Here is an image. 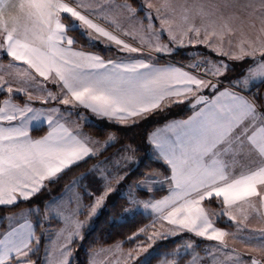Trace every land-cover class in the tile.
<instances>
[{
	"label": "snow or ice",
	"instance_id": "1",
	"mask_svg": "<svg viewBox=\"0 0 264 264\" xmlns=\"http://www.w3.org/2000/svg\"><path fill=\"white\" fill-rule=\"evenodd\" d=\"M142 7L146 26L127 0H0V207L30 202L66 169L94 159L91 169L65 189L71 192L81 180L93 176L100 192H87L90 204L74 194L67 204L75 203V209H61L56 198L44 206L45 220L55 218L52 213H68L65 228L58 233L63 243L55 264H69L71 244L83 239L82 230L116 191L113 182L125 181L132 171L130 164L143 163L132 144L104 156L114 146L115 136L110 134L101 142L73 130L67 126L70 109L82 107L131 127L173 104L187 103L193 112L190 117L148 134L151 154L146 156L168 166L170 175L164 179L170 185L169 195L156 201L129 199V204L142 203L157 220L172 227L148 234L154 221L138 229L127 240L137 241L143 235L147 243H136L126 258L131 264H151L150 249L157 240L187 232L216 242L206 246L204 257L194 255L190 264H264L255 256L245 258L226 243L231 235L255 243L264 252V229L245 236L248 215L237 221L231 214L233 208L246 205L252 214L264 217V96L252 93L257 81L264 84V0H160L159 6L143 0ZM74 31L89 46L114 47L117 58L77 49L78 41L69 35ZM165 35L168 43L161 42ZM197 44L229 60L251 59L252 64L225 86L221 77L230 66L223 60L161 67L151 55H174ZM225 44L230 50H225ZM5 58L7 65L2 62ZM206 89L209 95L204 94ZM20 98L22 104L16 102ZM36 101L41 107L33 106ZM34 122H45L48 134L32 139L29 131ZM155 180V174H145L143 180L129 185V192H150L149 183ZM213 199L221 210L210 214L203 204ZM123 212L133 209L126 207ZM39 214L37 206L20 216L0 217V264H38L32 257L43 234L35 235L30 217ZM85 214L86 220L78 219ZM221 216L232 222L236 232L215 226ZM196 246L193 241L184 247ZM163 255V264H177L167 259L174 253Z\"/></svg>",
	"mask_w": 264,
	"mask_h": 264
},
{
	"label": "rangeland",
	"instance_id": "2",
	"mask_svg": "<svg viewBox=\"0 0 264 264\" xmlns=\"http://www.w3.org/2000/svg\"><path fill=\"white\" fill-rule=\"evenodd\" d=\"M116 2L117 3H123L124 0H116ZM127 2L129 4H131L133 8H136L138 10L137 11V17H138V19L143 20L144 25L146 26L147 20L144 19L145 9L142 7L143 0H138V2L136 4H133L132 0H127ZM159 3H160V0H153L154 6H159ZM122 19H123V17H122ZM65 23H68V21L65 20ZM124 25H125V27H128L126 21L124 22ZM156 27H159L158 21L156 22ZM69 35L78 41L77 44L75 45V47L77 49L82 48L83 51H85V52L97 53V54L101 55L102 57H104L105 59H116L117 58V53H116L114 47L106 48L101 43H97L94 46H89V42L83 38V36L81 35V33L79 31L69 32ZM125 39H127V38H125ZM128 42L132 43L134 46H137V47L140 46L137 41H133V40L129 39ZM161 42L162 43H168L166 35L162 38ZM83 45H88V47H85ZM191 47L193 48L194 53H195V52L199 51V49H200L199 47H205V46L197 44L194 47L193 46H191ZM224 47H225V50H230L228 48L227 44H225ZM185 48H187V47H185ZM207 49H209V48H207ZM148 53H149V49H148L147 44H145L144 45V54L147 55ZM121 55H123V54H121ZM133 55H136V54H133ZM151 55L153 57H155V61H158V57L164 58V55H159L155 52H151ZM223 57L216 56L215 60H213L211 58H206V59L212 60V61L223 60L230 66V70L228 71L227 75L221 77L222 80L224 78H227V82L230 79V78H228L229 74H234L235 77L236 76H242L245 74V69H247L252 64L251 59L248 62L249 65H247V67H246V65H245V63H243V61L242 62L240 61L239 64H236V62H238V61L229 60L227 57H225V58H223ZM167 60H169V59H167ZM196 61H198V60H192L190 62H187L186 64L194 63ZM2 62L4 65H7L8 59L5 58V59H3ZM155 63L157 64V66H160L159 62H155ZM172 64L177 65V66H182V64L179 62H175ZM163 65H165V64H163ZM161 67H163V66H161ZM213 82H215V81L213 80ZM227 82H224L225 86L227 85ZM256 84H260V83L257 81ZM48 87L53 88V86L50 84L48 85ZM53 90H55V89H53ZM257 91H259L261 96H264V84H260L258 89L252 88V93H255ZM23 101H24V98H20L16 102L22 104ZM33 106L34 107H41L39 101L34 102ZM49 107H51V105H49ZM59 107H61L62 111L65 110V106H59ZM70 111L72 114L67 117V119H68V125L67 126L68 127L72 128L73 130H78L88 137H91L93 139H98L101 142L106 141L108 139L109 135L111 134V135L115 136V138H116L114 145L117 144V137H116L117 134L114 131H110L108 136L105 139H102L99 136L91 134L88 132V130H86L87 129L86 124L89 125L90 123H93V124L96 123V125L102 126L103 124H105V122H108V124L112 126V122H110L106 119L99 118V117L95 116L93 113H91L89 110L84 109L82 107L70 109ZM65 114L67 115V113H65ZM192 114H193V112L191 111L189 116H191ZM81 116L83 118H80ZM184 119L185 118H180V120H184ZM174 120H179V119H173L171 121H174ZM41 125H47V124L45 122H40V123L34 122L33 125L30 127L29 135L32 139H39V138H42L48 134L50 129L47 125L48 132L46 134L39 136V137H36L34 135V132H35L34 129L41 127ZM142 131H144V130H142ZM144 143L145 142H143V140L141 141V137H140L139 145H140L141 151L140 152L136 151L135 156L137 159H142L143 162H148V159H147L148 156H146V154H145L148 152H146ZM120 146L121 145L117 144L116 147H114V146L109 147L108 148L109 150L107 149V151L104 153V156H109V155L116 153ZM150 154H151V150H150ZM103 158H104L103 156L100 157V159H103ZM94 163H96L95 160L90 164L89 168L86 171H84L80 174H77L75 176H72L70 181H68L65 185H62L60 180L58 179V180H56V182L49 184L47 189H45L44 191L39 193L37 196L33 197L30 202H23L22 201L18 205L15 206L17 208L8 211L6 214L0 215V217L20 216L21 213L26 212L30 208H36L37 206L39 207V209H40L39 216L33 215L30 217V219L33 222V229H34L35 235L37 237H41V235L43 234V238L41 239L40 245L38 247V251H37L36 255H34L32 257L33 260L38 261V264H55L56 258L59 256V248L63 243L62 239L58 236V233L60 232L61 229L65 228L64 217L66 215H68L67 212L61 211L59 214L52 213V216L55 218H49V219L45 220L44 219V206H45V204L48 203V201L52 200L53 198H56L57 204H59L61 206V209L69 208V207L71 209H75L76 208L75 203H72L71 205L67 204L68 197L74 196V194H79L81 196L83 204H85V205L90 204L92 202V199L87 195V192H94L96 194H99V192H100V184L96 179H94L93 176L90 175L86 179L81 180L78 184H76L72 188L71 192L66 193L65 189L68 185H71L73 181L78 180V178H80L82 174L87 173L88 170L91 169V167ZM141 165H142V163L138 164V165L137 164H130L128 167H129V169L132 170L131 174L133 172L137 171ZM131 174L125 179V181H123L119 185H115V182H113L114 186L116 187V191L111 193V195L105 201V204L103 205V207L98 210L97 215L95 217H93L91 219V221L89 222L88 226L82 230L81 235H82L83 239L85 237V231L90 230L91 228L94 227V225L96 223V219L103 212V210L110 208L112 204H114L115 202H117L119 200L118 197H121V196L125 197V200H124L125 203L123 202V204L121 206V209H120L121 217H119V219L129 218L131 216H134L137 213H144L146 215H150L152 218L149 220L148 224H145V226L153 225V222L155 221V227H154V229L149 228L148 234H151L153 231L165 232L169 228L172 227L171 225H168L167 222H165V221L157 220L156 215L151 213L150 209L145 210L142 203L139 205L129 204L130 198L138 200V201H148V200L156 201V200H161L164 197L168 196L170 185L164 179L166 176L170 175V171H169L168 166L166 168V172H165V170L163 171L161 169L156 168L154 170H151V171H148L145 173V174H155V176H156V180L154 182L149 183V186L152 189L150 192H144V191H140V190H136V189H133L131 192H129V185H133L137 181L144 179V176L140 177L138 179H133L131 177ZM154 191H158V192L163 191L162 192L163 194L161 193V195H155ZM61 197H63V200L60 199ZM203 206L205 207V209L210 214L219 212L221 210V206H220L219 202L215 199H213L212 201L206 200L204 202ZM126 207L132 208L133 212L124 213L123 210ZM246 209H248L246 205H240V206L233 208L231 210V214L235 217H238L240 215V217L238 219L240 221L241 218H243L242 214H245L244 212L241 213V210H246ZM248 211H249V209H248ZM250 217H251V219L248 220V223L250 224L251 227H248L245 229V232L243 233V235H245V236H247L249 233L259 232L261 229H264V217H258L256 215H255V218H253L252 216H250ZM78 219L81 221L86 220V214L78 216ZM213 219H216V217H213ZM38 221H42V223H38ZM8 222L9 221L7 219H5L3 221L4 224H7ZM215 226L218 228H221V229H223L229 233L236 232L235 226L232 224V222H230L228 220L227 217H224V216H221L217 220ZM0 230H2V229H0ZM83 239L77 238L71 244V246H70L71 256L69 257V264H71L72 259L74 257L75 243L82 244ZM168 239H171L172 242H175L177 240H181L182 242L180 245L183 247L187 243H191L193 241L197 245L196 246L197 248L194 247V249L190 250L192 253V256L189 259H187L186 261H184L183 264H190V262L193 260L194 255L198 254L200 257H204L206 246L213 245L216 243L214 241L201 240V238L195 237L193 234L187 233V232L181 233L179 235L173 236V237L168 238ZM162 240H165V239L157 240L155 245L157 244V242L162 241ZM140 241H144L145 244L147 243V241L145 240V237L141 238ZM140 241H138V242H140ZM226 243H227L229 249H235L236 252L242 253L245 258H248L250 256H255L257 259L264 261V258H263L264 255H262V253H264V252H261L260 250H258L256 248L255 243H245V242L241 241L240 239H234L231 235L226 237ZM76 247H78V246H76ZM135 247H136V243L132 246H129V245L125 244V242L121 241V242H116L112 245H107L105 247H99V248H96L93 250H89V264H131V262L127 260L126 254L128 253L129 250L134 249ZM184 249H185L184 252H186L187 249L185 247H184ZM156 250L157 249L155 246L153 249H150V251H152L153 254L157 253ZM46 253H48L49 255H46ZM141 259H143V254H141ZM163 261H164V258L162 257V259L157 261L156 264H163ZM136 264H139V261H137ZM197 264H200V262L197 261Z\"/></svg>",
	"mask_w": 264,
	"mask_h": 264
},
{
	"label": "trees",
	"instance_id": "3",
	"mask_svg": "<svg viewBox=\"0 0 264 264\" xmlns=\"http://www.w3.org/2000/svg\"><path fill=\"white\" fill-rule=\"evenodd\" d=\"M133 4H136L138 0H132ZM88 47V45H83ZM199 51L194 53V50L191 46L187 48L178 49V51L174 55H166L169 57H158L159 63L167 62L169 59L172 63L179 62L181 64H186L192 60H207L206 58H211L215 60L216 56H218L215 52L207 49V47H199ZM223 57V56H220ZM194 58V59H193ZM225 58V57H223ZM249 60L246 58L243 63H245L246 67L249 65ZM240 61L236 62L239 64ZM235 77L234 74H229L230 79ZM224 82H227V78L223 79ZM254 89H258L260 84H256ZM204 94L209 95V90H205ZM192 109L189 104H173L171 107L167 108L163 112H159L153 115H150L147 119L140 121L138 124L127 127L120 124L112 123V126L105 122L102 126L90 123L89 125L86 124V127L89 133L99 136L102 139H105L110 131H114L117 134V144L121 145L118 149H120L125 144H132L136 149L137 152L141 151L139 145V139L141 137V141L143 140L146 152L150 154V148L147 143L148 134H150L156 127L167 123L173 119H180L186 118L191 113ZM111 126V127H110ZM144 131H142V130ZM34 135L36 137L42 136L48 132L47 125H41V127L34 129ZM145 132V133H144ZM114 145V147L117 146ZM109 150V149H108ZM146 154V153H145ZM148 162H143L139 169L131 174L133 179H138L140 177L145 176V173L156 168L165 170L166 172V164L163 161L160 162H153L148 157ZM94 161L89 160L87 163L80 162L78 165H73L71 168L66 169L63 173L60 174L59 180L62 185H65L72 176L80 174L86 171L90 164ZM163 191L158 192L154 191L155 195H161ZM163 194V193H162ZM118 201L111 205L110 208L103 210V212L98 216L96 219V223L93 228L90 230L85 231V237L83 239L82 244L75 243V252L74 257L72 259L71 264H89V250H93L99 247H105L107 245H112L116 242H125V244L132 246L144 236H140L137 238V241H128L127 238L132 236L133 233L137 232L138 229L148 224L149 220L152 218L150 215H146L144 213H137L134 216L129 218L119 219L121 217V206L125 200V197L121 196L118 197ZM125 203V202H124ZM17 207H0V215L6 214L8 211L13 210ZM244 217L248 215V219L245 221L246 228L251 227L248 223V220L251 219L250 216L255 218V214H252L250 210H241V213ZM249 212V213H248ZM240 215L237 218L239 221ZM243 219V218H241ZM230 224V223H229ZM191 241V240H190ZM181 240H177L172 242L171 239H165L162 241L157 242L155 245L156 247V254H153V259L151 264H156L157 261L161 260L162 257L164 258L165 253H174V255H169L167 259L170 261H177V264H183L184 261L189 259L192 256L191 249H187L184 252V247L181 246ZM78 246V247H76ZM197 248V247H195ZM177 249L179 251L177 252ZM264 255V253H262ZM263 257V256H262ZM264 258V257H263Z\"/></svg>",
	"mask_w": 264,
	"mask_h": 264
},
{
	"label": "crops",
	"instance_id": "4",
	"mask_svg": "<svg viewBox=\"0 0 264 264\" xmlns=\"http://www.w3.org/2000/svg\"><path fill=\"white\" fill-rule=\"evenodd\" d=\"M235 40H238V38H234ZM165 57H169V56H166V55H164ZM160 64V66H165L166 64L167 65H169V64H172V62L170 61V60H168L167 62H163V64H165V65H163L162 63H159ZM250 96H251V94H249ZM188 117H190V116H188ZM188 117H186L185 119H187ZM184 119V120H185ZM180 120V119H179ZM179 120H174V121H179ZM172 121H169V122H167V123H171ZM167 123H165V124H167ZM165 124H163V125H160V126H158V127H156L155 129H154V131L155 130H157L158 128H162Z\"/></svg>",
	"mask_w": 264,
	"mask_h": 264
},
{
	"label": "built area",
	"instance_id": "5",
	"mask_svg": "<svg viewBox=\"0 0 264 264\" xmlns=\"http://www.w3.org/2000/svg\"><path fill=\"white\" fill-rule=\"evenodd\" d=\"M182 65H188V64H182Z\"/></svg>",
	"mask_w": 264,
	"mask_h": 264
},
{
	"label": "water",
	"instance_id": "6",
	"mask_svg": "<svg viewBox=\"0 0 264 264\" xmlns=\"http://www.w3.org/2000/svg\"><path fill=\"white\" fill-rule=\"evenodd\" d=\"M206 95V94H205Z\"/></svg>",
	"mask_w": 264,
	"mask_h": 264
}]
</instances>
